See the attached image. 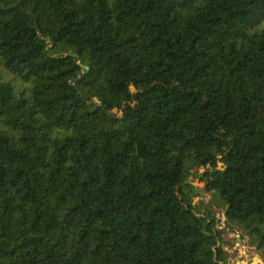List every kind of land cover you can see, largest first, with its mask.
Instances as JSON below:
<instances>
[{
    "label": "trees",
    "instance_id": "trees-1",
    "mask_svg": "<svg viewBox=\"0 0 264 264\" xmlns=\"http://www.w3.org/2000/svg\"><path fill=\"white\" fill-rule=\"evenodd\" d=\"M229 232L264 259V0H0V264H225Z\"/></svg>",
    "mask_w": 264,
    "mask_h": 264
},
{
    "label": "rangeland",
    "instance_id": "rangeland-1",
    "mask_svg": "<svg viewBox=\"0 0 264 264\" xmlns=\"http://www.w3.org/2000/svg\"><path fill=\"white\" fill-rule=\"evenodd\" d=\"M191 176L189 177V179ZM194 184L203 186L202 181H198L197 178L193 180ZM210 197V193L201 190L198 195L194 196V200L201 199L207 201ZM215 216L218 219L217 225L219 227H225V213L222 208L213 206ZM227 229V227H226ZM221 242V241H220ZM223 249L227 253V260L225 264H264V259L258 253V250L254 244H250L247 241V237H241L239 232H229L226 234Z\"/></svg>",
    "mask_w": 264,
    "mask_h": 264
},
{
    "label": "water",
    "instance_id": "water-1",
    "mask_svg": "<svg viewBox=\"0 0 264 264\" xmlns=\"http://www.w3.org/2000/svg\"><path fill=\"white\" fill-rule=\"evenodd\" d=\"M234 230V229H233ZM235 231V230H234Z\"/></svg>",
    "mask_w": 264,
    "mask_h": 264
}]
</instances>
